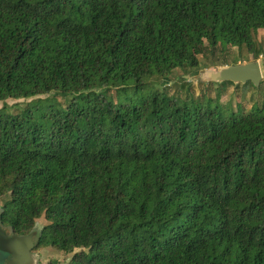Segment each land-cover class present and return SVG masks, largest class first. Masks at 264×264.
<instances>
[{"label":"trees","instance_id":"obj_1","mask_svg":"<svg viewBox=\"0 0 264 264\" xmlns=\"http://www.w3.org/2000/svg\"><path fill=\"white\" fill-rule=\"evenodd\" d=\"M259 28L264 0H0V218L44 264H264V98L159 87Z\"/></svg>","mask_w":264,"mask_h":264},{"label":"rangeland","instance_id":"obj_2","mask_svg":"<svg viewBox=\"0 0 264 264\" xmlns=\"http://www.w3.org/2000/svg\"><path fill=\"white\" fill-rule=\"evenodd\" d=\"M254 41L256 43V46L259 45L261 47V54L258 55L256 60H258L260 67H261V74L262 77L261 79L262 82L257 84L254 88L251 86L247 85L246 87L242 88L240 84L238 86H234V82L229 83H223V84H217L216 81H212L210 79L208 80H200L198 78V74L200 70H206V69H215L216 67L227 65L223 64L221 65L222 60H220V64L214 65L210 64L209 60L207 59L211 53H207L208 57H200L199 56V68L200 70L194 73V75L187 74L185 71L187 69L184 68L182 69H174L172 72L168 74L166 77L167 83L161 84L162 88H165L168 93H176L180 92L181 94L184 93V89L181 88V81L180 80H171L174 76L181 75L186 79V81L189 83L190 90L193 93L194 97H200L202 95H209V96H215L216 92L218 93V100L221 103L224 104H229L232 109H235L236 103L239 104L240 108L246 112L250 109V107L253 104H259L261 100L264 98L262 96L263 94V88H264V76H263V62H264V28H259L256 30L255 35H254ZM230 51L235 54L236 49L235 47H231ZM222 52L219 49L213 50V56L212 58L222 57ZM231 57V56H230ZM229 57V59H230ZM228 59V58H227ZM254 59H249L247 61H251ZM236 63H241V62H246V61H240L236 60ZM260 79V81H261ZM156 83V82H154ZM162 83V82H161ZM109 93L113 96L114 91L113 89L109 91ZM12 100H7V103H12ZM7 199V193L0 195V205ZM45 220L43 219V216L40 215L39 217L34 219L33 227L35 229H39L43 224H45ZM34 253H35V262L33 264H44L47 261L51 259H55L58 262H63L65 261L70 254H64L60 251L55 250L54 248L50 246H44V247H35L34 248Z\"/></svg>","mask_w":264,"mask_h":264},{"label":"flooded vegetation","instance_id":"obj_3","mask_svg":"<svg viewBox=\"0 0 264 264\" xmlns=\"http://www.w3.org/2000/svg\"><path fill=\"white\" fill-rule=\"evenodd\" d=\"M34 242L32 231L19 232L0 218V264H33Z\"/></svg>","mask_w":264,"mask_h":264},{"label":"water","instance_id":"obj_4","mask_svg":"<svg viewBox=\"0 0 264 264\" xmlns=\"http://www.w3.org/2000/svg\"><path fill=\"white\" fill-rule=\"evenodd\" d=\"M262 77L261 67L258 60L227 64L216 67L215 69L200 70L198 78L200 80L244 82L250 81L253 85H257ZM17 240V237H15Z\"/></svg>","mask_w":264,"mask_h":264},{"label":"crops","instance_id":"obj_5","mask_svg":"<svg viewBox=\"0 0 264 264\" xmlns=\"http://www.w3.org/2000/svg\"><path fill=\"white\" fill-rule=\"evenodd\" d=\"M262 71H263V68H262Z\"/></svg>","mask_w":264,"mask_h":264}]
</instances>
